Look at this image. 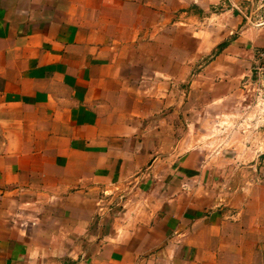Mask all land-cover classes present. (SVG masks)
Segmentation results:
<instances>
[{"label": "crops", "instance_id": "obj_1", "mask_svg": "<svg viewBox=\"0 0 264 264\" xmlns=\"http://www.w3.org/2000/svg\"><path fill=\"white\" fill-rule=\"evenodd\" d=\"M187 5L199 21L162 0H0V264H264V211L189 191L206 111L237 119L257 90L264 0ZM147 24L199 47L150 70Z\"/></svg>", "mask_w": 264, "mask_h": 264}, {"label": "rangeland", "instance_id": "obj_2", "mask_svg": "<svg viewBox=\"0 0 264 264\" xmlns=\"http://www.w3.org/2000/svg\"><path fill=\"white\" fill-rule=\"evenodd\" d=\"M151 1L146 0L149 12L152 8H150ZM162 1L168 4L169 8H176L174 12L171 9L164 11L165 21H172L173 18L182 24H189V11L196 17V21L201 19L197 8L187 5L188 0ZM179 7L183 9H178ZM219 10L220 7H215L210 10V13ZM154 26L147 24V36L157 38L159 42L150 41L137 52L147 54L148 59L145 60L148 69L154 70L158 63L159 71H163L164 75L170 74L172 67L170 60L179 57L181 63L186 61L185 56L188 52L193 50L194 45L198 49L199 45L187 43L189 35L185 31L187 27L184 28L182 25L173 27L171 24H164L163 29L158 27L156 35ZM216 53L211 55L214 56ZM156 54L159 56L158 59L163 58V60L155 61ZM150 56H153L154 59H150ZM209 58L208 56L196 61L193 73L204 68L209 62ZM167 82L170 81L165 80L164 83L167 85ZM256 83L255 93L246 97L243 109L237 110L239 111L237 119L222 120L216 118L215 110L206 111L209 122L203 126L202 131L198 130L201 131L198 135L204 134L209 138L196 143L197 147L206 148V156L197 158V163L203 166L205 162L210 165V169L203 173V167L198 165L195 172V183L189 190L199 206L206 204L210 209H217L219 206H223L221 204L226 202V198L232 201L241 194L244 203H249L250 209L259 207L260 212L264 211V82L257 79ZM185 84L181 85V91L185 90ZM2 142L0 132V149Z\"/></svg>", "mask_w": 264, "mask_h": 264}, {"label": "built area", "instance_id": "obj_3", "mask_svg": "<svg viewBox=\"0 0 264 264\" xmlns=\"http://www.w3.org/2000/svg\"><path fill=\"white\" fill-rule=\"evenodd\" d=\"M256 79L264 82V50L257 53V64L254 67Z\"/></svg>", "mask_w": 264, "mask_h": 264}]
</instances>
